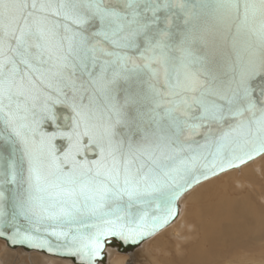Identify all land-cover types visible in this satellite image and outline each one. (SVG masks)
Instances as JSON below:
<instances>
[{"label":"snow or ice","instance_id":"1","mask_svg":"<svg viewBox=\"0 0 264 264\" xmlns=\"http://www.w3.org/2000/svg\"><path fill=\"white\" fill-rule=\"evenodd\" d=\"M261 77L264 0H0V244L96 264L152 237L264 156Z\"/></svg>","mask_w":264,"mask_h":264},{"label":"bare ground","instance_id":"2","mask_svg":"<svg viewBox=\"0 0 264 264\" xmlns=\"http://www.w3.org/2000/svg\"><path fill=\"white\" fill-rule=\"evenodd\" d=\"M178 206L168 226L130 250L107 246L97 264H264V156L202 181ZM0 248V264H73Z\"/></svg>","mask_w":264,"mask_h":264},{"label":"water","instance_id":"3","mask_svg":"<svg viewBox=\"0 0 264 264\" xmlns=\"http://www.w3.org/2000/svg\"><path fill=\"white\" fill-rule=\"evenodd\" d=\"M205 50L210 54V57H211V59L213 61L214 66L220 68L221 70H226L227 63L230 61V59H231V57L233 55L232 51H231V48H230V45L227 42V40L217 39L214 42V44L210 45ZM253 87L256 90V97L259 100L261 98V90H264V77H261L259 79L254 80L253 81ZM66 114L67 113L65 112V110H63V109L60 110L61 123L64 122L63 117ZM4 150L7 151L6 148ZM4 191H5V194H6V197H7V199L4 202L5 209L7 211H10L11 210V201H12V198H13V190L11 188L5 186ZM20 224L24 228L28 227V225L24 221H20ZM39 238L47 240L53 246H55L56 244H60V243L64 242L63 240H58L55 237L47 236V235H44L43 233L39 234ZM142 241H144V240H141V241H139L137 243H132V242H125L124 240L120 239L119 237H109L105 241L104 251H105L106 247L109 246V245H116L117 247H119L118 248L119 251L130 250L131 248L136 247L137 245H139ZM17 248H20V249H23V250H26V251L40 252V253H43L46 256L52 257V255L48 254L47 251L44 250V249H37V248L29 247V246H26V245H20V246H17L16 249ZM104 251H103V254H104ZM53 257H57V256H53ZM103 257H104V255H103ZM58 258L71 260L73 264H81V261H80V259L78 257H68V258L58 257ZM101 260H103V259H101ZM101 260H98L96 262V264L99 261H101Z\"/></svg>","mask_w":264,"mask_h":264},{"label":"rangeland","instance_id":"4","mask_svg":"<svg viewBox=\"0 0 264 264\" xmlns=\"http://www.w3.org/2000/svg\"><path fill=\"white\" fill-rule=\"evenodd\" d=\"M0 250H1V248H0ZM12 251H14V250H12ZM15 252V251H14ZM27 254V253H26ZM37 255H40V256H42V257H44V255H42V254H37ZM46 259V258H45ZM52 259V258H51ZM59 259V258H58ZM53 260H56V259H54L53 258ZM60 261V260H59ZM62 261V260H61ZM63 263H66V262H64V261H62Z\"/></svg>","mask_w":264,"mask_h":264}]
</instances>
